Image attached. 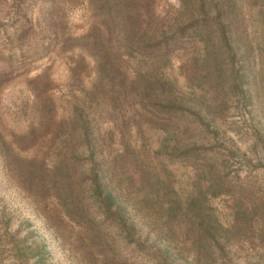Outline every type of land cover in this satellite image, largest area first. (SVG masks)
Instances as JSON below:
<instances>
[{
    "label": "trees",
    "instance_id": "16d2710c",
    "mask_svg": "<svg viewBox=\"0 0 264 264\" xmlns=\"http://www.w3.org/2000/svg\"><path fill=\"white\" fill-rule=\"evenodd\" d=\"M50 1L44 33L69 34L70 48L92 63L90 84L57 119L47 95L44 126L20 138L53 126V151L24 154L1 142L48 227L80 264H231L243 229L264 234V184L229 177L240 153L217 116L244 100L254 146H264L248 107L264 114V0H79L87 18L76 34L64 0ZM178 163L197 175L183 192L161 176ZM235 188L243 203L224 224L210 200ZM13 245L26 259L46 258L27 235Z\"/></svg>",
    "mask_w": 264,
    "mask_h": 264
},
{
    "label": "rangeland",
    "instance_id": "374dc122",
    "mask_svg": "<svg viewBox=\"0 0 264 264\" xmlns=\"http://www.w3.org/2000/svg\"><path fill=\"white\" fill-rule=\"evenodd\" d=\"M64 2L71 24L68 33L76 34L85 27L87 16L81 12L83 5L79 0ZM51 3L50 0H0V264H80L70 255L68 245L65 246L48 227L44 210L18 183L8 168L1 146L2 141L12 143L17 150L30 155L53 151L57 144L46 136L53 126L25 144L20 138L31 128L44 126L41 103L47 95L56 103L53 114L57 119L68 107L72 95H79L80 89L90 84L92 63L79 55L78 48H70L69 42L65 41L69 34L55 39L44 33V12ZM237 100L239 98L234 97L231 103ZM239 104V108L232 105L225 115L217 116L222 126L221 137L236 144L240 153L234 158L229 177H240L244 182L245 177L257 176L264 184V146L263 143L254 146L253 124L244 122V116H248L244 115L248 113L244 109V100ZM248 107L249 111L257 113L253 114L254 124L263 131L260 137L264 139V114ZM171 169L161 171V176L176 187L180 186L181 192L190 188L197 177L195 171L182 163H178L173 171ZM236 189L210 200L215 214L224 224L235 221L234 214L243 203L242 199H237L240 192ZM240 210L243 211L242 207ZM138 223L143 230L151 231L152 223L147 218L139 216ZM61 229L65 235H70L67 227ZM254 230L243 229L238 240H232L231 264H264V234ZM151 232L154 234V230ZM26 235L28 243L40 241L46 247L43 261H36V257L26 259L20 251L19 254L16 252L13 239L16 242ZM143 254L138 260L147 258ZM182 262L192 264L184 258Z\"/></svg>",
    "mask_w": 264,
    "mask_h": 264
}]
</instances>
